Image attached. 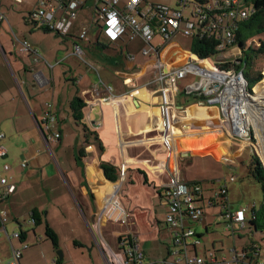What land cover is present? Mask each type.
I'll list each match as a JSON object with an SVG mask.
<instances>
[{
    "label": "crops",
    "instance_id": "obj_1",
    "mask_svg": "<svg viewBox=\"0 0 264 264\" xmlns=\"http://www.w3.org/2000/svg\"><path fill=\"white\" fill-rule=\"evenodd\" d=\"M79 1L83 7L67 39L62 37L64 43L52 40L46 45L50 34L61 36L44 31L29 19L37 0H21L20 3L0 0V13L17 29V39L26 41L38 55L34 61L33 54H21L19 42L11 43L4 34L5 21L0 23V35L3 34L4 39L0 42V133L4 135L0 145L6 150V157L0 164L10 166V171L1 175L8 179V184L16 187L0 207L8 213L10 222L20 228L19 232L25 234L22 239H11L10 243L7 240L9 251L5 262L10 258L11 247L21 250L27 245L21 250L20 264L21 261L22 264H108L111 254H119V239L126 236L138 239L147 259L164 260L168 258L171 239L170 231L162 224L165 213L161 203L163 188L172 174L201 184L206 181L222 184L223 179H229L226 167L233 166L218 160L212 150H200L202 141L223 136V122L221 125L218 122L220 117L216 107L200 106L187 99L177 101V106L184 105V111H178L176 107L170 109L169 143L165 142L161 133L159 93L146 87L154 76L155 56L143 57L140 53L142 43L138 39L111 43L96 34L94 39L80 40L79 34L87 31V25L94 19L96 0ZM128 1L119 0V7L123 8ZM147 3L176 6V0H144L143 5ZM97 42L104 49L95 48ZM151 44L158 47L159 37H155ZM74 45H79L84 56L88 54L99 67L100 71L90 67L96 71L97 81L89 77L90 69H86V64L81 62L82 65L71 55ZM87 47H94L96 54L86 51L84 48ZM188 52L189 40L177 37L160 53V57L167 66H172L184 62ZM110 94L115 99L104 102ZM74 98L85 103L80 122L69 108ZM45 103H51L57 119L55 129L60 138L55 141L45 139L41 122ZM87 115L90 124L94 121L96 126H90L92 133L86 137L82 125H89L84 117ZM211 121L214 123L208 125ZM261 141L259 154L264 165V137ZM228 151L232 159L227 162H231L234 158L231 146ZM22 161L27 162L26 168L20 166ZM102 163L115 168V182L104 176L100 167ZM122 163L126 168L124 180L120 178ZM210 168L216 169L217 176L208 172ZM202 186L206 201L218 190L210 185ZM114 188L118 189L120 206L127 215L125 224L106 221L103 217L98 221ZM138 189L144 191L142 202L137 201ZM154 200L162 213L154 209ZM216 206L219 204L208 205L210 209ZM32 215L39 221L38 225L44 222L45 228L55 233L56 247L46 237L37 238L39 232L34 230L31 238L21 229V222L27 217L32 220ZM73 218L80 225L76 226ZM51 220L59 229L55 223L51 224ZM198 227L207 235L211 225L205 214ZM63 228L68 231L63 233ZM239 231L234 224L231 232L234 243L243 237ZM197 235L201 239L200 231ZM200 239L189 249L190 253L200 255L199 248H202L203 255L208 253L207 245ZM217 241L210 250L217 264H232V252L241 251L233 248L228 258L217 251ZM149 244L157 245L154 249L159 252L157 256L148 257L146 249ZM257 247L244 246L242 250H250L244 261L258 263ZM57 250L62 251L61 261L55 255Z\"/></svg>",
    "mask_w": 264,
    "mask_h": 264
},
{
    "label": "built area",
    "instance_id": "obj_2",
    "mask_svg": "<svg viewBox=\"0 0 264 264\" xmlns=\"http://www.w3.org/2000/svg\"><path fill=\"white\" fill-rule=\"evenodd\" d=\"M14 1L21 2V0ZM242 1L245 0H176L175 7H168L150 3L143 5L144 0H129L123 8H120L119 0H96L94 19L102 22L99 37L112 43H128L138 39L142 43L141 55L146 58L155 56L154 76L146 87L159 93L162 109L161 133L165 142L169 143L167 138L170 133V109L176 107L178 111H184V105H176L178 96L182 100H195L202 106L216 107L220 113L219 117H223L227 124L232 140L239 145L247 141L256 152L253 145L258 143L256 129L261 128L262 132L264 127V91L262 90L259 96L261 109H256L258 100L254 99L250 91L252 87H248L243 73L234 69L241 58V51L234 45V27L250 14L249 8L240 6ZM82 7L83 3L79 0H37L29 19L44 31L65 37L69 34ZM3 21L7 22L5 16L0 13V23ZM86 33V30L81 31L78 38L87 41ZM197 34L200 37L208 34L215 35L218 41L217 54L226 53L227 58L231 55L232 59L225 61L227 58H219L209 62L213 56L199 59L191 55L189 51L184 62L167 66L166 61L160 57V53L177 37L190 40ZM155 37L160 39L158 47L151 44ZM16 40L20 44V52L33 54L34 61H37V53L31 50L27 42ZM71 55L86 64L84 52L79 45L72 47ZM180 81H189V83L180 88L178 85ZM113 99L115 96L110 94V97L103 101ZM41 122L43 131L46 133V141H55L60 138V134L55 129L57 119L52 111L51 103H45ZM3 137L4 135L0 133V140ZM5 157L6 150L0 145V161ZM20 166L26 168L27 162L22 161ZM119 169L120 178L124 180L125 165L122 163ZM9 171L8 164H0V204L16 189L14 185L8 184L6 177L1 175ZM228 181L234 182L235 177L230 176ZM202 192L201 183L197 181L191 183L178 174H172L168 184L163 188L161 201L165 209L162 224L170 231L171 239V245L168 246V258L147 259L138 239L126 236L119 239V254H111L108 264H217L210 251H207L205 255L189 251L191 247L199 243L200 236L197 235L195 226L203 221L205 205L219 204L222 209L220 218L228 232H232L234 224L239 230L247 228L255 205L245 206L236 211L230 210L226 199V179L222 180L220 188L213 193L210 200L203 199ZM117 193L118 189L114 188L112 195L106 200L104 211L98 216V221L103 217L106 221L126 223L127 215L120 206ZM249 212L250 216L246 217V213ZM6 222L7 213L0 210V224L4 232ZM30 223L34 225L33 220H30ZM19 238L20 233L17 231L7 236L9 243L11 239ZM26 248L27 245L21 250ZM21 250L11 247L10 258L4 264H20ZM246 257L245 250L233 251L231 263L264 264L248 263L244 261Z\"/></svg>",
    "mask_w": 264,
    "mask_h": 264
},
{
    "label": "rangeland",
    "instance_id": "obj_3",
    "mask_svg": "<svg viewBox=\"0 0 264 264\" xmlns=\"http://www.w3.org/2000/svg\"><path fill=\"white\" fill-rule=\"evenodd\" d=\"M4 24H5V25H3L4 29H6L4 34L6 35V38L9 39L11 43L18 44V42L16 40L17 39V36H16L17 35L16 34L17 29L13 26L12 22L10 24L8 22H5ZM89 25L91 26L90 28L88 27ZM101 25H102L101 21H96L95 19H94V21L92 20V22H90L87 25V31H86L87 37L94 39V35L99 34ZM2 37H3V34L0 35V42L1 41L3 42V40H4ZM261 38L264 39V35ZM48 39L49 40H47L46 45H49V42H51L52 40H57V41H59V43H64V40L62 37H55L54 34H50ZM101 39L104 40L103 37ZM180 42L183 43L182 40H180ZM84 49L86 51H92V53L96 54V49H94V47H87ZM20 53L23 54L22 52H20ZM87 55L88 54H86V56H84V59L86 61V65H85V66H87L86 69H90L89 70L90 71L89 77L91 79H95L97 81L98 76L96 74V71L91 69L90 67L98 69L99 71H100V69L96 65V63H94L92 61V59H90ZM227 55L228 54H226V53L216 54L212 57V59H209V62H211L214 59L227 58ZM0 56H2L1 53H0ZM231 59H232V57L230 55L225 61H230ZM78 61H80V60H78ZM80 63H81V61H80ZM82 65H84V64H82ZM254 69H255V71H259V73L262 76L261 79L254 85V86H256V85L259 86L258 88L256 87L255 92L260 93L261 87H264V59L257 60ZM1 71H2V68H1ZM188 83H189V81H180L178 83V85L180 88H183ZM181 100H182V98H180L178 96L176 97V101L180 102ZM84 117L87 118L86 120L89 123V125L88 126L82 125V129L83 130L87 129L88 131H90V128H91L90 126H92V125L89 122L90 121L89 117H88V115L84 116ZM218 122L221 125V121L218 120ZM213 123L214 122L211 121L210 123H208V125L213 124ZM84 127H85V129H84ZM221 127H222L223 132H224L223 136H216L214 138H208V139L202 141V148L200 150H208V151L212 150V152L218 158V160H222L223 162L226 161V162H224L225 165L233 166V168L226 167L227 174L229 176L235 177L234 182H228L229 183L228 207H230V210L236 211V210H239L240 208L245 207V206L250 207L253 204L255 205V209H258L262 203L263 193L261 191L260 186L253 179L247 178V165L249 164L252 156L255 155L259 159V162L262 165V167L264 168V165L262 164V161H261V156H260L258 151H257L258 153L255 152V150L252 149L248 145L247 141H245L243 143V145L241 144L242 146L239 145L238 143H236L237 145L234 146L233 144L235 142L232 140V138H229L225 133V129L227 128V124H223ZM84 132L86 133V131H84ZM253 145L255 146L256 143H253ZM229 146H231V153L234 154V158L231 162H227V160L232 159V156L228 151ZM195 150H197V149H195ZM200 150H198V151H200ZM208 172L210 174H213L214 176H217L215 168L214 169L210 168L208 170ZM225 177H227V176H225ZM219 178H223V177L220 176ZM203 184L207 185L206 187H208V185H210L212 187H217V189H218L220 183L216 182V181H213V182L206 181ZM143 194H144V191L142 189H138L137 201L142 202V197H144ZM120 201L122 202V200H120ZM153 204H154V209L157 210V213H162V209L158 205L157 200H154ZM211 209H210V207H208L206 205L204 207L205 217L206 216L208 217V219L210 221V225H211V228L207 232V235L204 234L203 228L199 229L198 225L195 226V229L202 233L200 240L201 241L204 240L203 243H205L207 245L208 251L212 250V247L215 245L214 242L216 240H218L217 244H216L217 251H219L220 254H224L226 257L229 258L230 254H231L230 251L233 250V248H236L237 251H243L242 249H244L245 245H246V247L250 248V243H251L250 239H251V240L256 241L255 245H257L258 246L257 248H259L258 249L259 250V253H258L259 261L258 262L264 263V242L260 241L261 238L262 239L264 238L263 235H261L259 233H255V234H252L250 236L248 229L245 228V229H242L238 232V234L243 235V237H241V239L237 238L236 242L234 243L231 232L226 231L225 224H223L222 219L219 217V214H221V211H222L221 207L216 206L212 210ZM0 210H2L1 207H0ZM250 212L246 213L247 217L250 216ZM50 222H51V224L55 223L53 220H51ZM72 222H74V224L76 226L80 225V223L75 218L72 219ZM21 224H22L21 229L23 231L27 232L29 237H31V238L33 237L34 230L39 232V236L37 233V238L44 239L46 237L44 235V230H45V223L44 222L41 225L33 227V225L30 223V221L28 220V217H27V218H25V221L21 222ZM144 224H145V219H144ZM55 226L59 229L57 223H55ZM14 231L19 232L20 228L16 227L12 222H10V217L7 213V222L5 224V232L2 229L0 230V264H4L3 262H5V260L7 259V255H8L7 252L9 251L8 250L9 249V243L7 242V236L12 235V233ZM67 231H68V229H64L63 233H65ZM42 232H43V235H42ZM206 239H208L207 242H205ZM47 241L49 242V240H47ZM39 244H41V242H39ZM222 245H223V247H222ZM156 246L157 245H153V246L151 244L148 245V248L146 250L148 251L147 255L149 258H152V257L158 255V253H159L158 250H157V252L154 251ZM32 247H29L28 249H31ZM156 249H157V247H156ZM245 251L249 252L250 250L245 249ZM199 254L200 255L203 254L202 248H199ZM219 257H220V255H219ZM255 258L256 257H254V259ZM21 264H22V261H21Z\"/></svg>",
    "mask_w": 264,
    "mask_h": 264
},
{
    "label": "trees",
    "instance_id": "obj_4",
    "mask_svg": "<svg viewBox=\"0 0 264 264\" xmlns=\"http://www.w3.org/2000/svg\"><path fill=\"white\" fill-rule=\"evenodd\" d=\"M240 6L249 8L250 14L243 21L236 23L234 27V45H236L241 51L239 64L235 65L234 69L243 73L246 81L248 82V87H252L250 91L254 92L256 87H259L258 85H254L262 77L259 71H255L254 67L257 60L264 59V39L261 38L264 35V0H245L241 2ZM214 13L219 12L214 11ZM67 36H65L66 39ZM215 37L216 36L213 34H208L204 37H200L199 34L195 35L189 40V51L191 55L199 59H204L216 55V46L218 44V41L215 39ZM95 47L101 50L104 49V46L100 45L98 42ZM194 102L195 100H192L190 103ZM84 107V101L79 98H74L69 103L70 111L77 122H80V120L83 119ZM84 131H86V137L87 134L89 135L92 133L87 129H85ZM100 167L104 173V176L108 180L112 182L116 181V172L114 167H111L104 163H102ZM247 178L253 179L260 186L263 193L262 203L258 209L252 210V219H250L247 223V229L250 236L255 231L257 233H260L264 237V168L255 155L252 156L249 164L247 165ZM31 219L34 221V225L40 224L35 216L32 215ZM19 233L20 238H24L25 234L23 232ZM45 236L54 247L57 246L56 235L48 227L45 228ZM250 241V247L252 245H255V242L253 240L250 239ZM260 241L264 242V238H261ZM168 256L169 252L167 249V257Z\"/></svg>",
    "mask_w": 264,
    "mask_h": 264
},
{
    "label": "bare ground",
    "instance_id": "obj_5",
    "mask_svg": "<svg viewBox=\"0 0 264 264\" xmlns=\"http://www.w3.org/2000/svg\"><path fill=\"white\" fill-rule=\"evenodd\" d=\"M264 91V87H261V89H260V93H256L255 91L254 92H252L253 93V95H254V99L255 100H258V102L256 103L257 105H256V109H261V107L260 106H262L261 105V102L259 101V96L262 94V92ZM219 112V111H218ZM220 114V113H219ZM220 121L221 122H223V124H226V122L224 121V119H223V117H221L220 118ZM264 121V120H263ZM258 130H259V133H258ZM225 133H226V135L229 137V138H231L230 137V132H228V127L225 129ZM256 136H257V145H255V148H256V152L258 151L260 154H261V150H262V148H261V145H258V144H260L259 142L261 141V139H263V137H264V127H262V132H261V128L260 129H256ZM262 143V142H261ZM261 148V149H260ZM257 152V153H258ZM264 156V155H263ZM263 161H264V157H263Z\"/></svg>",
    "mask_w": 264,
    "mask_h": 264
},
{
    "label": "water",
    "instance_id": "obj_6",
    "mask_svg": "<svg viewBox=\"0 0 264 264\" xmlns=\"http://www.w3.org/2000/svg\"><path fill=\"white\" fill-rule=\"evenodd\" d=\"M245 60H246V59H245ZM200 106H202V105L200 104ZM91 125H92L93 127L96 126L95 123H94V121H92ZM184 154H186V153H184ZM20 239H21V238H20ZM55 255L57 256V260H58V261H61V260H62V251H61V250H57V251L55 252ZM57 260H56V261H57Z\"/></svg>",
    "mask_w": 264,
    "mask_h": 264
}]
</instances>
